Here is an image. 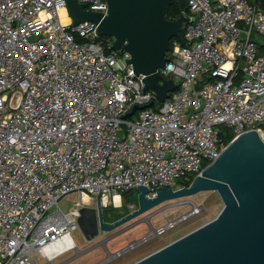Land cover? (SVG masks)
<instances>
[{"label": "built area", "instance_id": "built-area-1", "mask_svg": "<svg viewBox=\"0 0 264 264\" xmlns=\"http://www.w3.org/2000/svg\"><path fill=\"white\" fill-rule=\"evenodd\" d=\"M76 1L107 14L106 0ZM187 10L157 70L177 89L148 107L155 93L129 56L106 52L95 23L74 25L66 0H0V264L54 263L78 250L79 211L97 198L119 207L139 186L152 198L184 187L244 133L264 143V53L252 37L264 38V1L187 0ZM201 212L193 204L156 232Z\"/></svg>", "mask_w": 264, "mask_h": 264}, {"label": "water", "instance_id": "water-1", "mask_svg": "<svg viewBox=\"0 0 264 264\" xmlns=\"http://www.w3.org/2000/svg\"><path fill=\"white\" fill-rule=\"evenodd\" d=\"M175 0H106L107 14L86 11L76 0H66L67 12L77 25L96 24V35L113 40L110 49L120 55L127 54V66L135 76H142L143 90L155 93L160 105L168 94L176 91L172 80L157 72L166 63L165 55L172 39L179 38L187 18L184 15L171 21L166 18ZM145 106L134 107L123 120L130 119ZM148 189L137 187V208L115 223L99 225L93 220L91 232L84 222V211L77 220L86 241L95 239L98 227L110 232L140 218L157 206L213 192L223 207L211 221L150 253L133 264H264V143L255 131L244 133L231 141L218 158L207 165L190 184L178 189L161 188L152 198ZM100 208V200L96 199ZM92 211V210H90ZM145 237L133 244L148 242Z\"/></svg>", "mask_w": 264, "mask_h": 264}, {"label": "rangeland", "instance_id": "rangeland-1", "mask_svg": "<svg viewBox=\"0 0 264 264\" xmlns=\"http://www.w3.org/2000/svg\"><path fill=\"white\" fill-rule=\"evenodd\" d=\"M252 37L254 41H256V43L264 44V38H262L256 31H253ZM118 134L121 135L120 132ZM137 195V190H132L131 192L127 193L125 201L129 204H133L134 207H137ZM76 200L77 196L75 194H70L58 203V207L63 213H66ZM193 204L202 207V212L199 215L190 218L189 220L178 224L171 229H167L162 234L154 236L148 242L138 246L134 250V252L123 256L113 264H133L134 262L149 255L150 253L166 246L167 244L175 241L176 239L213 220L223 207L220 198L216 193L213 192L199 193L189 198L163 203L157 206L156 208L150 210L149 212L141 215L140 218L135 219H145L146 221H149V224L144 225L142 229L138 230L137 232H134V234L131 235V238H136V240L139 241V239L145 236L151 228L156 229L165 226L168 222L188 212L189 209L193 206ZM153 214L154 216L150 219L149 217H151ZM72 237L78 249L81 250L84 247V236L81 231L73 233ZM131 238L125 240L122 239L120 243L114 245V248L116 249L120 246L125 245ZM72 256H74V252L68 253L67 255L56 259L54 263L49 264H63L65 261H68ZM34 261L35 264H44L42 260L36 259L35 257ZM92 263V257H85L79 260V264Z\"/></svg>", "mask_w": 264, "mask_h": 264}, {"label": "flooded vegetation", "instance_id": "flooded-vegetation-1", "mask_svg": "<svg viewBox=\"0 0 264 264\" xmlns=\"http://www.w3.org/2000/svg\"><path fill=\"white\" fill-rule=\"evenodd\" d=\"M100 206L101 207L99 208L97 204L94 203L82 207L89 210L83 212V215L85 216L84 222L88 232H91L93 220L97 223V225H99L100 220L103 223L112 224L137 208L125 200L119 207L102 206V204H100ZM153 216L154 214L149 218L151 219ZM147 224H149V221H146L145 219L132 220L110 232H102L98 227L97 237L89 241L84 239V247L81 250L78 249L74 253V256H72L68 261H65L63 264H79V260L85 257H92V264H113L123 256L134 252L135 248L133 247V244L137 242V240L136 238H131V235L142 229L143 226ZM157 229L158 228H151L150 231L141 239L149 237V240H151L154 236L159 235L156 232ZM77 231H80V229L76 230V232ZM129 238L131 239L128 240L125 245L116 249L114 248V245L120 243L122 239L125 240Z\"/></svg>", "mask_w": 264, "mask_h": 264}, {"label": "trees", "instance_id": "trees-1", "mask_svg": "<svg viewBox=\"0 0 264 264\" xmlns=\"http://www.w3.org/2000/svg\"><path fill=\"white\" fill-rule=\"evenodd\" d=\"M264 1V0H263ZM187 15L188 14V10H187V0H175V2L169 7L168 12L166 14V18L168 20H175L177 19L179 16L181 15ZM182 39V31H181V35L178 39H176L177 41H181ZM109 40H111L110 38L107 37H99L98 41L101 42L104 45V49L106 52H110L111 49L108 46V42ZM174 40V39H172ZM171 40V41H172ZM259 46V51L260 53H264V45H258ZM220 137L221 138H226L225 142L228 143L231 139H232V135H230L228 133V131L224 130L220 133ZM193 178L189 179L188 181H181L178 183V185L180 186H188L190 184V182L192 181ZM127 194L123 195V199L126 200Z\"/></svg>", "mask_w": 264, "mask_h": 264}, {"label": "bare ground", "instance_id": "bare-ground-1", "mask_svg": "<svg viewBox=\"0 0 264 264\" xmlns=\"http://www.w3.org/2000/svg\"><path fill=\"white\" fill-rule=\"evenodd\" d=\"M59 16H60V20H61V22H62L63 24L69 23V19L66 18V15H65L64 11H60ZM116 199H117V198H115V200H116ZM50 259L52 260L53 258H50ZM51 263H52V262H51Z\"/></svg>", "mask_w": 264, "mask_h": 264}]
</instances>
